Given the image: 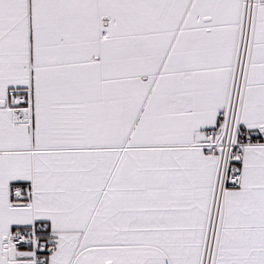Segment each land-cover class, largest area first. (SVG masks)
<instances>
[{"label": "snow or ice", "instance_id": "snow-or-ice-1", "mask_svg": "<svg viewBox=\"0 0 264 264\" xmlns=\"http://www.w3.org/2000/svg\"><path fill=\"white\" fill-rule=\"evenodd\" d=\"M0 264H264V0H0Z\"/></svg>", "mask_w": 264, "mask_h": 264}]
</instances>
